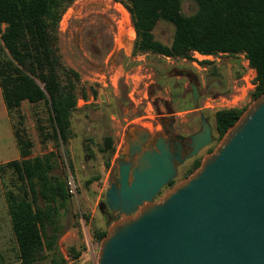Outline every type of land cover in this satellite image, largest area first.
<instances>
[{
  "label": "rangeland",
  "instance_id": "1",
  "mask_svg": "<svg viewBox=\"0 0 264 264\" xmlns=\"http://www.w3.org/2000/svg\"><path fill=\"white\" fill-rule=\"evenodd\" d=\"M180 9L189 16L196 11V4L193 0H182ZM152 33L155 40L169 46L174 27L159 20ZM134 39L125 0H73L57 29L60 64L66 72H60V81L71 82L76 96L67 143L59 141L58 145L53 139L43 102L23 101L9 114L15 138L0 112V165L18 159L16 143L21 141L28 152L26 159L47 156L50 177L65 183L69 194L63 205L59 200L53 202L54 206L59 205L55 220L58 237L53 250H44L37 264H95L100 242L97 234L106 232L114 221L108 220L98 205L109 186L110 174L116 173L117 160L125 147L124 137L135 128L147 132H153L155 126L159 129L158 119L167 113L165 103L180 113L193 108L191 81L177 76L175 71L190 72L197 77L200 108L207 97L229 96L242 87L244 98L238 109L253 101L254 89L246 90L241 80L249 73L242 55L235 56L244 64L238 68L229 63L235 57L224 54L191 53L188 59L150 52L133 54ZM210 81L214 82L206 95ZM205 113L213 123L214 111ZM187 115L193 120L191 114ZM106 139L110 140L111 148L106 146ZM2 167L0 261L15 264L19 253L5 199L7 191L16 192L15 172L11 167ZM69 182L73 185L72 193ZM166 191L167 188L162 193ZM37 204L45 207L38 194Z\"/></svg>",
  "mask_w": 264,
  "mask_h": 264
},
{
  "label": "trees",
  "instance_id": "2",
  "mask_svg": "<svg viewBox=\"0 0 264 264\" xmlns=\"http://www.w3.org/2000/svg\"><path fill=\"white\" fill-rule=\"evenodd\" d=\"M65 1L0 0V89L4 105L10 114L23 101L43 102L58 145L59 141L66 144L71 135L70 115L76 106L74 86L62 83L59 76L65 69L58 54V23L73 0ZM181 1L125 0L135 33L133 54L150 52L183 59L191 53L242 55L255 72L254 100L264 91V0H193L196 11L189 16L181 13ZM159 20L174 27L169 46L154 39L152 31ZM245 108L214 113L220 136ZM16 144L22 159L0 165V177L2 166L15 172L16 192L5 193L19 253L15 264H37L44 250H53L58 237L55 220L59 205L53 202L59 200L63 205L69 194L65 183L50 177L47 156L26 159L23 143ZM105 144L111 148L109 139ZM37 194L45 207L37 204ZM104 235L100 232L97 238L101 240Z\"/></svg>",
  "mask_w": 264,
  "mask_h": 264
},
{
  "label": "water",
  "instance_id": "3",
  "mask_svg": "<svg viewBox=\"0 0 264 264\" xmlns=\"http://www.w3.org/2000/svg\"><path fill=\"white\" fill-rule=\"evenodd\" d=\"M191 93L196 106L194 85ZM201 127L187 158L208 144L209 125ZM148 135L138 128L126 135L117 178L103 195L115 220L95 264H264V91L199 166L159 198L176 168L166 144L143 149Z\"/></svg>",
  "mask_w": 264,
  "mask_h": 264
},
{
  "label": "flooded vegetation",
  "instance_id": "4",
  "mask_svg": "<svg viewBox=\"0 0 264 264\" xmlns=\"http://www.w3.org/2000/svg\"><path fill=\"white\" fill-rule=\"evenodd\" d=\"M122 31L124 30L122 29ZM182 72L183 71H175L177 76H180ZM184 77L191 81L189 83V91H190L189 93L193 108L191 110L180 113L173 111V109H171L170 103L163 104V107L167 110V113L165 116L163 115L158 119V125L160 128L158 129L155 126L154 131L149 132L148 138L145 144L143 145V149H147L149 147L155 149V144L157 142H162L168 146L170 154L174 157L173 164L176 168L175 178L161 189L157 198H159L163 194L162 192L165 188L169 190L175 183L179 182L180 180L190 175L199 166L202 158L207 154H209L216 147L220 138L222 137L220 136V133L217 130L215 119L214 122L212 123L210 121L211 116L208 115V113H205L206 110L198 107V102L201 98V93L198 89L199 84L197 77L190 72H185ZM213 82L214 81H210V83H207L205 89L206 95H208V92L210 91V89H212L210 85ZM192 85L196 87L198 93L196 106L193 104V98L191 93ZM212 87H216V86H212ZM187 114H191L194 117L193 120H191L190 118L188 119ZM204 122L209 125L208 144L199 148L191 158H187L190 155V153L193 151V147H192L193 141L191 136L197 135L202 131L201 125ZM124 145H125L124 151H122L118 160H121L125 157L126 137H124ZM176 158L178 160H176ZM183 166L185 167L181 169V167ZM179 175L180 177L176 181V178ZM116 178H117V163H116V173L110 174V182ZM98 207L102 209V213L105 214L108 220L109 219L115 220V214H111L108 211L106 206L103 205V200L101 203H99Z\"/></svg>",
  "mask_w": 264,
  "mask_h": 264
},
{
  "label": "built area",
  "instance_id": "5",
  "mask_svg": "<svg viewBox=\"0 0 264 264\" xmlns=\"http://www.w3.org/2000/svg\"><path fill=\"white\" fill-rule=\"evenodd\" d=\"M246 68L248 69L249 73L241 80L244 81V87L246 90H252L255 87V73L249 67L246 66ZM243 92L244 90L242 87L240 89H236L235 92L229 96L207 97L203 105V109L213 110L214 113L223 109H238V105L244 98ZM68 184L71 186L70 193H72L73 185L70 182Z\"/></svg>",
  "mask_w": 264,
  "mask_h": 264
},
{
  "label": "crops",
  "instance_id": "6",
  "mask_svg": "<svg viewBox=\"0 0 264 264\" xmlns=\"http://www.w3.org/2000/svg\"><path fill=\"white\" fill-rule=\"evenodd\" d=\"M238 58V57H236ZM247 63V62H246ZM240 64H243V60H241ZM244 65V64H243ZM239 68V67H238ZM255 73V72H254ZM0 112L2 113V115L4 116V118L7 120L8 123V129L10 131V133L13 135V130H12V126H11V118L9 116V113L4 105L3 99H2V94H1V89H0ZM14 136V135H13ZM20 159V154L17 160Z\"/></svg>",
  "mask_w": 264,
  "mask_h": 264
}]
</instances>
